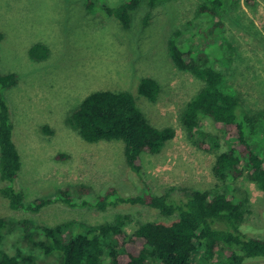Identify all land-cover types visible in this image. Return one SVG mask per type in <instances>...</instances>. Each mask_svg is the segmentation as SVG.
Returning a JSON list of instances; mask_svg holds the SVG:
<instances>
[{
  "label": "rangeland",
  "instance_id": "obj_1",
  "mask_svg": "<svg viewBox=\"0 0 264 264\" xmlns=\"http://www.w3.org/2000/svg\"><path fill=\"white\" fill-rule=\"evenodd\" d=\"M122 1L0 0V73L17 76L16 83L4 92L21 161L15 186L25 202L79 183L90 186L91 201L111 184L124 195L137 194L146 187L174 197L192 190L232 191L244 201L246 232L264 238L261 189L245 173L236 179L213 174L216 155L228 144L221 128L204 117L201 128L207 136L191 135L183 123L185 107L204 81L175 65L169 42L191 43L197 50L205 46L200 30L213 22L210 14L199 10L205 0H165L145 21L150 9L142 5L133 12L128 29L100 8L101 4L115 6ZM222 2V26L214 31L218 35H206L211 62L223 72L225 89L238 96L244 114L253 118L250 129L255 130L257 147L263 149L264 0ZM35 43L47 46L45 58L31 57L29 49ZM143 77L158 82L153 100L138 92ZM102 89L130 91L151 124L175 129V136L159 152L141 155L140 176L127 166L122 140L90 143L71 123L82 99ZM209 136H216L220 146L206 148V143H212ZM118 216H127L123 228L129 234L144 222L170 224L177 219L145 204L98 210L52 203L38 212L14 210L0 195V217L28 218L36 225L66 221L98 224L114 222ZM42 239L38 233L24 235L6 228L0 256L20 253V264H61L58 253H45L37 245ZM242 264H264V258L247 259Z\"/></svg>",
  "mask_w": 264,
  "mask_h": 264
},
{
  "label": "trees",
  "instance_id": "obj_2",
  "mask_svg": "<svg viewBox=\"0 0 264 264\" xmlns=\"http://www.w3.org/2000/svg\"><path fill=\"white\" fill-rule=\"evenodd\" d=\"M164 1L124 0L115 6L101 4L100 8L114 16L123 29H128L133 12L142 5L147 6L150 11L145 14V21ZM222 8V0H205L200 5V12L210 14L213 22L200 30L205 46L199 50L191 43L182 46L173 39L169 42L175 65L204 81V86L187 103L183 123L191 135L207 136L201 128L202 118H210L221 128L228 143L216 155L213 174L220 179H236L245 173L264 194V148L259 149L254 140L255 130L250 129L253 118L244 114L238 96L225 89L223 72L211 62L208 50L211 45L206 35L207 32L214 35L212 38L218 35L214 31L222 26ZM29 53L34 59H43L48 48L35 43ZM16 80L14 73H0V180L3 182L0 195L7 199L10 208L38 212L52 203L98 210L120 204H145L161 214L175 215L177 219L170 224L144 222L129 234L123 228L127 216H118L114 222L66 221L55 225H36L28 218L0 217V241L6 228L24 235L38 233L43 239L37 241V245L45 253H58L61 264H242L247 259L264 258V238L246 232L244 201L232 191L192 190L186 196L174 197L146 187L137 194L124 195L111 184L91 201L90 186L79 183L25 202L22 191L14 184L21 161L13 141V125L4 94ZM158 90L154 78L140 79L138 92L141 95L153 100ZM71 123L90 143L122 140L126 164L138 176L142 169L141 155L159 152L175 136L172 126L151 124L136 105L134 95L127 90L102 89L89 93L73 111ZM215 137L209 136L212 143H206V148L220 146ZM21 258L20 253H3L0 264H20Z\"/></svg>",
  "mask_w": 264,
  "mask_h": 264
}]
</instances>
